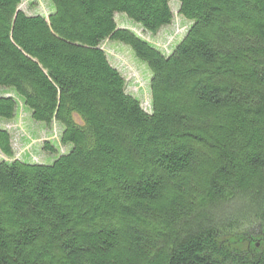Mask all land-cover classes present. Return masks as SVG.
I'll use <instances>...</instances> for the list:
<instances>
[{"label":"trees","instance_id":"trees-1","mask_svg":"<svg viewBox=\"0 0 264 264\" xmlns=\"http://www.w3.org/2000/svg\"><path fill=\"white\" fill-rule=\"evenodd\" d=\"M22 1L0 0V118L62 128L51 162L0 158V264H264L234 241L264 237V0H173L169 53L115 15L155 32L172 0ZM107 38L148 65V109Z\"/></svg>","mask_w":264,"mask_h":264},{"label":"rangeland","instance_id":"rangeland-1","mask_svg":"<svg viewBox=\"0 0 264 264\" xmlns=\"http://www.w3.org/2000/svg\"><path fill=\"white\" fill-rule=\"evenodd\" d=\"M49 2L51 0H48ZM51 3V2H50ZM173 18L168 25L159 28L155 32L144 30L140 25L134 24L133 20L124 16V13H116L115 20L120 27H127L134 31L138 36L158 47L164 53H169L172 47L180 40L190 21L178 13V5L175 1H170ZM26 12L48 13L51 9L46 0H23L20 4ZM102 48L108 54V59L123 74L126 81V90L136 95L142 102L145 109L149 108L150 95L148 93V81L151 75L148 65L136 58L132 48L119 41L105 39ZM140 61V62H139ZM147 68V69H146ZM15 116L11 119H1L0 127L7 129L11 135V145L13 156L7 157L0 151V158H22L24 161H35L48 163L51 162L56 154L48 153L42 148V141L49 139L59 142L60 123L52 122L49 126L45 122L31 120L27 109L21 104L18 105ZM59 125V126H58ZM36 136V137H34ZM34 137V138H33ZM32 139L27 140V139ZM55 144V143H54ZM56 146V145H55ZM66 147L61 145L60 150ZM36 153L34 154V152ZM27 152V155L25 153ZM241 246L264 247V237L251 238L250 241L234 239Z\"/></svg>","mask_w":264,"mask_h":264}]
</instances>
